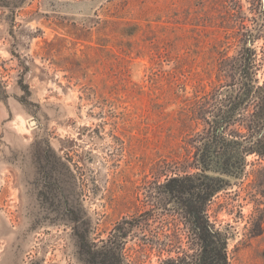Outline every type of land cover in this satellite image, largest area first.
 <instances>
[{
	"label": "rangeland",
	"instance_id": "374dc122",
	"mask_svg": "<svg viewBox=\"0 0 264 264\" xmlns=\"http://www.w3.org/2000/svg\"><path fill=\"white\" fill-rule=\"evenodd\" d=\"M263 59L264 0H0V264H102L106 242L120 264L196 256L167 184L224 117L207 173L232 186L208 214L229 264H264V158L246 154L264 87H241Z\"/></svg>",
	"mask_w": 264,
	"mask_h": 264
},
{
	"label": "trees",
	"instance_id": "16d2710c",
	"mask_svg": "<svg viewBox=\"0 0 264 264\" xmlns=\"http://www.w3.org/2000/svg\"><path fill=\"white\" fill-rule=\"evenodd\" d=\"M245 68L246 66L244 67L243 71L244 74H247ZM248 77L250 76L247 75L242 78ZM247 81L246 83L242 82L241 87H244L245 91L248 94H251V92L255 91L256 89L255 87L250 86ZM261 111L262 113H256L257 120L254 121L253 130H255L256 133H262V129L264 128V109ZM219 122L216 123L219 126L215 127V124H213V128L215 130L211 131L210 136L205 138L202 154L200 156L199 154L197 155L198 165L200 166L197 168L198 172L195 174L187 173L184 177L175 176L171 178L167 184V191L170 195H174V192H176L186 196V211L188 213L189 222L191 225H193L192 229L196 232L195 238H197V247L199 248L198 254L196 256L187 254L176 259L173 257H168L167 262H172L173 264H177V262L178 264H229L228 243L231 239V235L227 229L218 228L216 224L211 221V217L208 214V208L213 199L216 198L221 192L229 190V188L232 186L231 181L223 177L211 176L207 173V165L209 163V159L211 158V154L209 155L211 150L210 148L213 145L218 146L229 141L226 138L227 134L225 132L229 124L227 117H224L222 121ZM224 125L226 126L224 127ZM251 142L253 143L252 147L246 152V154H256L260 159L264 158V137L261 136L254 140L253 136V140ZM241 164V168L236 164L232 165L233 169L226 171V174L228 176L234 177L235 179H241L244 169L246 168V157L243 154H241ZM261 193L264 194V191ZM261 204L262 203L260 202L257 204V206L261 207L264 205ZM262 216H264V214ZM124 223L126 224L127 221ZM121 238L124 240L123 242L127 240L126 236H122ZM164 252L165 249L161 248L160 254ZM93 254L96 259L101 256L102 264H120L122 261L120 256L118 258L116 249L114 247H109L107 242L103 243V250L101 252H94ZM169 255L171 254L169 253Z\"/></svg>",
	"mask_w": 264,
	"mask_h": 264
},
{
	"label": "flooded vegetation",
	"instance_id": "af4514ba",
	"mask_svg": "<svg viewBox=\"0 0 264 264\" xmlns=\"http://www.w3.org/2000/svg\"><path fill=\"white\" fill-rule=\"evenodd\" d=\"M251 42H253V41H251ZM252 52H253L252 55L254 56V58H257L258 55H256L254 53V51H252ZM252 61H254L253 58H252ZM261 69H264V59L262 60V64H260V65L259 64L257 65V62H255V67H253V72L251 71L249 80L247 81L250 84V86L255 87V89L257 91H259L261 89V87H264V84L260 83V81H258V76L260 74ZM250 70H252V69H250ZM253 92H255V91H253ZM253 92H251V93H253Z\"/></svg>",
	"mask_w": 264,
	"mask_h": 264
}]
</instances>
